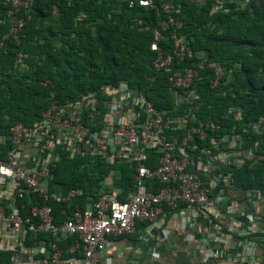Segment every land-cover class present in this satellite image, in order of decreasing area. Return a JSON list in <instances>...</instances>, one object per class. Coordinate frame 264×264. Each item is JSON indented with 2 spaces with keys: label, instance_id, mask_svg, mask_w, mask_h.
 I'll list each match as a JSON object with an SVG mask.
<instances>
[{
  "label": "trees",
  "instance_id": "16d2710c",
  "mask_svg": "<svg viewBox=\"0 0 264 264\" xmlns=\"http://www.w3.org/2000/svg\"><path fill=\"white\" fill-rule=\"evenodd\" d=\"M161 2L175 9L171 16L174 23L181 22L179 32L186 36L188 50L179 66L155 73L151 62L156 53L149 45L151 28L166 17L160 9L129 8L127 0H33L14 13L22 25L11 32L10 3L0 0V150L8 147L13 125L32 126L52 99L63 103L86 91L126 82L170 116L190 110L188 125L219 120L217 129L197 140V153L206 147L216 158L244 156L235 164H219L216 172L225 193L245 196L247 190H264V3L244 9L228 4L232 8L228 13L211 15L208 1ZM168 36L160 42L165 53L171 45ZM198 60V77L190 85L195 98L180 102L166 79L175 67L193 66L192 61ZM218 68L231 75L220 93L209 84ZM150 76H154L152 82ZM175 132H168L167 137ZM157 156L158 152H149L150 166ZM51 173V194L78 191L68 206L52 203L55 223L62 222V211L76 206L84 209L96 201L108 178L121 190L120 200L126 191L136 190L134 167L125 162L76 156L59 160ZM146 186L156 191L160 185L148 181ZM39 238L45 246L55 239L49 234ZM73 241L74 237H66L57 244L66 248ZM12 258V251L0 250V264H12Z\"/></svg>",
  "mask_w": 264,
  "mask_h": 264
},
{
  "label": "built area",
  "instance_id": "2783aa9c",
  "mask_svg": "<svg viewBox=\"0 0 264 264\" xmlns=\"http://www.w3.org/2000/svg\"><path fill=\"white\" fill-rule=\"evenodd\" d=\"M6 1L11 6L7 15L13 20L11 32H14L15 26L20 28L22 25V19L16 18L14 13L20 7L29 6L33 0ZM194 1H208L211 15L228 13L232 9L228 4L244 9L264 3V0ZM127 5L129 8L160 9L165 13L166 17L151 28L149 48L156 53L151 68L158 73L170 71L174 64L179 66L187 55L188 41L179 32L181 22L174 23L172 19L175 9L171 4L161 0H127ZM166 33L171 45L165 53L160 42ZM200 61H192L193 66L175 67L166 79L180 102L195 98L190 85L198 77ZM228 73L225 68L215 70L209 82L210 89L222 92L231 79ZM153 80L154 76H150L149 81ZM234 114L237 117L239 113ZM188 116H191L188 109L183 115L170 116L166 110L156 109L142 90L120 82L116 86L105 85L86 91L63 103L52 99L32 126L13 125L8 147L0 150V213L4 225L1 236L10 237L12 264H102L96 255L106 248L110 239L133 233L137 222H158L167 210L173 211L181 204L195 214L212 209L211 202L214 201V210V205L225 197V188L213 181L206 168L207 164L217 161L216 156L206 147L197 153L196 142L217 129L220 121L209 119L188 125ZM175 124L176 128L173 127ZM172 131H176L175 135L168 138L167 133ZM230 145L234 148L235 142ZM152 151L158 152L154 166L149 165L148 155ZM245 155L250 154L246 152ZM76 156H93L107 163L133 165L136 190L126 191L120 200L121 190L108 178L96 201L84 209L76 206L70 212L62 211V222L55 223L52 203L68 206L78 191L70 189L65 195L51 194V167L63 158ZM243 157L226 155L220 158V163L231 165L241 162ZM217 176L221 179L219 174ZM148 181H155L160 186L153 191L146 186ZM245 200L250 209L261 210L264 216V190H247ZM192 220L195 222L196 218L193 216ZM214 223V226L233 231L227 220L218 214ZM41 234H49L55 239L45 246L39 238ZM231 234L234 232L229 236ZM168 236L165 232L164 237ZM66 237H74L73 243L66 248L58 246L57 242ZM184 240L191 241L192 234L188 232ZM251 240L246 238L241 242L240 256L243 258L250 257ZM4 249L0 241V250ZM40 254H44L43 257ZM225 256L219 250H210L206 262L220 264ZM227 257L235 263L238 254L230 253ZM247 264H264V251Z\"/></svg>",
  "mask_w": 264,
  "mask_h": 264
},
{
  "label": "crops",
  "instance_id": "0c3cea01",
  "mask_svg": "<svg viewBox=\"0 0 264 264\" xmlns=\"http://www.w3.org/2000/svg\"><path fill=\"white\" fill-rule=\"evenodd\" d=\"M219 161L220 158H217V161L206 165L217 183L221 181L216 172L221 164ZM213 202L212 209L207 212L193 214L181 204L173 211H166L158 222H137L133 233L110 239L96 258L102 264H207L210 250H219L226 255L220 264H247L255 260L264 251L263 212L250 209L245 196L240 193L235 195L227 191L223 200L214 205V210ZM216 214L227 220L234 232L232 236H229L232 232L226 227L214 226L215 219H212ZM3 229L0 213V241L6 248L4 250L11 251L10 237L1 236ZM165 232L169 233L167 238L164 237ZM188 232L192 234V240L185 242ZM246 238L252 239L253 248L249 258L240 256L243 250L241 242ZM230 253L238 254L235 263L227 257Z\"/></svg>",
  "mask_w": 264,
  "mask_h": 264
}]
</instances>
